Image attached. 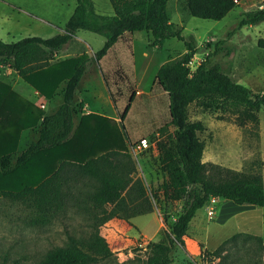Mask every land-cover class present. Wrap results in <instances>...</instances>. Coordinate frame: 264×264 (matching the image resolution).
<instances>
[{
    "label": "trees",
    "instance_id": "trees-1",
    "mask_svg": "<svg viewBox=\"0 0 264 264\" xmlns=\"http://www.w3.org/2000/svg\"><path fill=\"white\" fill-rule=\"evenodd\" d=\"M109 1L112 14L98 12L93 0H75L63 29L51 36L27 35L13 41L0 38V68L9 66L47 98L64 83L60 104L54 111L44 113L22 99L9 83L0 80V196L27 203L37 212L33 222L45 223L76 198V192L67 184L71 168L96 181L93 190L87 192L91 208L98 212L94 227L80 236L68 234L64 246L49 249L34 264H95L112 254L98 225L112 217L126 220L152 210L151 204L143 206L141 202L129 208L123 194L126 186H136L140 196L145 197L143 184L130 177L133 165L127 166L121 160L127 156L133 161L122 124L133 94L119 120L94 111L83 112L82 100L74 104L75 91L89 65L99 63L126 31H148L152 45L159 48L171 37L185 45L183 53L161 62L155 73L158 84L167 93L170 122L175 130L169 138L157 140L156 152H146L157 158L162 172L153 195L158 197V191L166 201L183 199V208L165 231V238L147 242L150 253L145 264L172 262L174 243H183L191 219L210 198L264 207L261 174L202 160L204 143L198 132L205 127L200 120H189L187 112L188 105L195 102L203 111L216 113L219 119L229 111L234 122L243 126L257 122L258 111L264 109V93L234 81L218 63L206 65V58L190 69L189 62L197 47L170 20L168 0ZM239 1L184 0L183 6L190 15L219 20ZM263 20L264 6L244 11L238 26ZM79 29L104 36L102 46L91 55L82 52L48 62V55L69 42ZM223 42V39L215 41L207 56L220 51ZM256 44L264 48V37H258ZM207 45L212 47L210 42ZM75 106L81 112L77 124ZM29 127L35 136L19 150L17 135ZM236 237L237 233L232 234L212 250L202 248L199 254L202 262L210 264L221 257L227 244ZM18 261V257H11L8 252L0 254V264Z\"/></svg>",
    "mask_w": 264,
    "mask_h": 264
},
{
    "label": "rangeland",
    "instance_id": "rangeland-1",
    "mask_svg": "<svg viewBox=\"0 0 264 264\" xmlns=\"http://www.w3.org/2000/svg\"><path fill=\"white\" fill-rule=\"evenodd\" d=\"M183 1L168 0L167 10L185 39H193L197 47L189 62L190 69L206 58V65L218 63L234 81L264 93V48L256 44L258 37H264V20L238 26L242 13L264 6V0H240L219 20L190 15ZM93 2L98 12L113 13L109 0ZM74 6L75 0H0V38L13 41L27 35L51 36L64 26ZM221 39L224 40L222 49L207 56L213 43ZM103 42L101 34L79 29L69 42L48 55V62L82 52L91 55ZM207 42L212 47L208 48ZM184 51V42L175 37L165 40L159 48L152 45L148 31H126L100 63L89 65L75 91L74 104L82 100L86 111L119 120L133 94L122 119L127 142L143 136L169 138L175 127L170 122L167 93L158 84L155 73L161 62ZM0 80L9 83L22 99L44 113L53 111L61 102L63 82L47 98L7 65L0 68ZM74 110L77 124L81 112L76 106ZM187 112L189 120H200L205 127L198 132L204 143L203 161L256 172L264 178V109L258 111L257 122L243 126L234 122L229 111L219 119L216 113L203 111L195 102L188 105ZM17 136V149L21 150L35 135L29 127ZM140 156L138 160L132 156L133 161L127 156L121 160L133 165L130 177L140 180L145 197L140 196L136 186H126L123 194L129 208L141 202L143 206L151 204L152 210L126 220L112 217L98 225L112 254L95 264H145L150 253L147 242L165 238V231L183 208V199L166 201L158 191V197L153 195L162 172L157 158L149 157L146 152ZM68 178L67 184L76 192V198L45 223L33 222L37 212L27 203L0 196V254L8 252L11 257H18L17 264H34L49 249L64 246L68 234L80 236L94 227L98 212L91 208L87 192L93 190L96 181L83 177L75 168H71ZM120 213L125 214V211ZM236 233L238 237L227 244L223 255L210 264H264V207L210 198L191 219L183 243H174L169 264H204L199 255L202 248L212 250Z\"/></svg>",
    "mask_w": 264,
    "mask_h": 264
},
{
    "label": "built area",
    "instance_id": "built-area-1",
    "mask_svg": "<svg viewBox=\"0 0 264 264\" xmlns=\"http://www.w3.org/2000/svg\"><path fill=\"white\" fill-rule=\"evenodd\" d=\"M157 139L158 138H149L148 136L140 137L136 140H133L129 143L128 152L130 155L138 160L142 152H147L151 150L152 152L157 151ZM211 213V211H209Z\"/></svg>",
    "mask_w": 264,
    "mask_h": 264
},
{
    "label": "crops",
    "instance_id": "crops-1",
    "mask_svg": "<svg viewBox=\"0 0 264 264\" xmlns=\"http://www.w3.org/2000/svg\"><path fill=\"white\" fill-rule=\"evenodd\" d=\"M62 29H63V27H61L60 30H58L57 32L61 31ZM57 32H55V33H57ZM55 33H53V34H55ZM53 34H52V35H53ZM71 39H72V38H71ZM71 39H70V40H71ZM115 43H116V42H115ZM112 47H113V46H112ZM112 47H111V48H112ZM111 48H110V49H111ZM110 49H109V50H110ZM109 50H108V51H109ZM107 53H108V52H107ZM107 53H106V54H107ZM106 54H105V55L99 60V63H100V61L106 56ZM3 66H4V65H3ZM8 67H9V66H8ZM9 68H10V67H9ZM11 69H12V68H11ZM14 71H15V70H14ZM19 76H20V75H19ZM55 109H56V108H55ZM55 109H54V110H55ZM54 110H53V111H54ZM89 111H92V110H89ZM89 111H86V110L84 109V106H83V112H89ZM51 112H52V111H51ZM49 113H50V112H49ZM221 242H222V241H221Z\"/></svg>",
    "mask_w": 264,
    "mask_h": 264
}]
</instances>
